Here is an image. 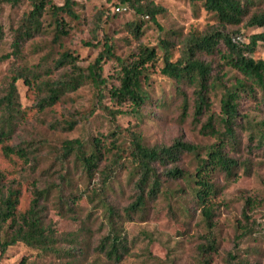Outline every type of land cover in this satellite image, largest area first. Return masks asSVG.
Instances as JSON below:
<instances>
[{
  "label": "rangeland",
  "instance_id": "1",
  "mask_svg": "<svg viewBox=\"0 0 264 264\" xmlns=\"http://www.w3.org/2000/svg\"><path fill=\"white\" fill-rule=\"evenodd\" d=\"M49 1L61 6L65 0ZM74 1L72 10L76 18L61 14L69 26L67 36L59 41L53 39L54 24L48 8L40 19L39 31L24 39L15 55L12 53L14 31L31 10V0H19L17 4L0 0L3 35L0 57L10 55L0 61V98L16 72H24L32 79V84L39 85L29 87L23 79L17 80L14 110L6 112L0 107V127L8 130L5 144L19 147L27 154L24 163L14 156L7 159L0 151V176L4 182L13 180L20 186V211L33 199V186L44 190L40 217L44 226L54 229L53 243L48 248L40 250L18 242L0 254V264H264V146H256V141L249 138L251 125L264 132L261 125L264 105L254 100L246 99L241 103V113L247 115L249 124H243L238 132L239 145L229 152L238 162L234 177L226 178L223 173H217L213 178L217 189L212 200L216 209L215 252L202 250V246L206 247V229L183 178L164 180L160 194L147 203L144 213L127 217L123 211L134 197L133 166L127 156L132 135H139L142 143L149 147L169 145L178 137L203 149L215 142L214 137L200 133L206 115L199 120L194 118V85L161 74L164 65L161 41H169L172 61H175L181 49L180 40L189 33L214 29L213 17L189 0H148L159 9L156 24L148 17L135 14L131 7L115 12L113 7L118 0ZM258 7L264 9V0ZM133 22L141 23L138 39L127 26ZM222 30L228 35L238 33L240 36L235 37L248 43L250 35L263 29L241 25ZM106 37L113 44L115 56L122 60L136 57L140 47L156 51L157 60L148 69L147 81L143 83L147 98L140 111L134 114L123 107L122 111L126 112L116 116L106 111L116 108L108 94L116 84L119 69L114 59L105 60L102 65L105 84L100 90L86 77L75 87L65 86L54 105L40 109L36 104L47 92L43 82H63L70 72L69 67L55 65L58 55L63 51L71 53L76 57L80 72L86 76ZM219 50L226 52L222 42ZM252 56L264 59V43L257 44ZM201 58L212 64V75H218L217 79L226 87L239 77L224 64L219 54L201 55ZM221 92L222 87L216 85L209 95L213 115L219 113ZM182 94L189 104L184 117L181 116ZM112 134L117 138V147L112 151L120 156V162L103 190L114 210V234L125 246L118 263L106 259L98 247L102 238L111 233L104 204L99 197H90L92 187L100 189L101 175L89 181L75 156L64 157L62 151L65 140L78 139L88 151L93 139L107 144ZM107 163L108 160H103L101 168ZM179 167L192 173L196 162L191 155L183 154ZM60 183L66 198L74 204H59L57 186Z\"/></svg>",
  "mask_w": 264,
  "mask_h": 264
},
{
  "label": "trees",
  "instance_id": "2",
  "mask_svg": "<svg viewBox=\"0 0 264 264\" xmlns=\"http://www.w3.org/2000/svg\"><path fill=\"white\" fill-rule=\"evenodd\" d=\"M262 0H189L190 3L199 5L207 14L211 15L216 22V27L205 33H189L180 40L181 49L179 57L172 61L170 53L171 45L169 41L162 40L164 55L162 57L163 67L161 74L177 82L186 81L194 85V118L206 115L205 122L201 125L200 133L210 135L215 138V142L207 149L183 141L181 137L174 139L169 145L146 146L142 143L139 135L131 136L128 157L133 166L135 182L133 185V200L124 208V215L127 217L144 213L148 202L153 201L161 192L164 180L185 179L187 190L189 191L194 204L199 208L201 221L206 229V247L203 251L215 252L216 244L213 236L215 228V203L212 201L216 196L217 189L213 182L214 175L223 173L226 178L234 177L238 162L229 156L230 149L239 145L238 132L243 128V124H249V118L241 113V103L243 100L251 99L260 105H264V59H254L256 46L259 42L264 43V9L259 8ZM11 4H17L19 0H7ZM118 4L127 5L132 8L135 14L148 17L156 24V15L159 9L154 7L148 0H118ZM74 0H65L63 5L55 6L49 0H31V10L20 20V24L14 31L13 54L17 55L21 43L24 39L36 34L40 27V19L49 10L53 18L54 36L53 39L59 41L68 35V24L61 16L66 14L70 18H76L72 7ZM113 7V9H114ZM244 25L248 28H262L259 33L250 35L248 43H233L232 38L240 36L238 33L231 35L224 34L223 28L239 27ZM133 36L138 39L141 35V23H131L127 25ZM3 37L0 27V39ZM222 42L226 52L221 53L219 44ZM219 54L224 64L234 70L239 77L234 79V83L226 87L218 75H212L213 66L211 63L203 61L201 55L212 56ZM10 55L0 57V61L9 58ZM114 59L119 65L115 81L108 91L109 99L116 106L112 111L106 109L108 113L120 115L123 107L129 108L131 113L137 114L146 101V94L143 90V83L147 81V71L157 60L156 51L153 48L140 47L136 57L129 60L117 58L114 54V47L110 39L105 38L100 53L92 65L87 69L85 76L76 65V57L68 51L60 53L55 60V65L59 67H69L70 72L65 81H44L47 92L41 96L37 106L43 109L52 106L59 98L61 90L68 86L75 87L84 78H89L92 84L98 89L105 84L102 78V65L105 60ZM23 79L29 87L39 85L32 84V79L27 74L19 71L10 77L4 95L0 98V107L6 112L14 110L16 104V82ZM216 85L222 87L220 96V106L218 115L210 112L211 90ZM188 99L182 94L181 116L186 115L188 109ZM264 126V122L261 123ZM69 129L72 128L68 127ZM249 138L256 141V146H264V132L251 125ZM112 136V137H111ZM109 143L105 144L100 139H93L90 149L86 151L78 139L65 140L62 151L64 157L74 155L75 159L82 166L87 179L90 181L97 174L101 175L100 189L92 187L90 197H99L104 204L105 211L109 217L111 233L103 237L99 244V251L108 260L118 263L122 258L125 246L118 235L114 234L116 225L113 223L114 210L104 195V187L112 179L115 166L120 162V156L113 153L116 148L117 138L113 134L109 137ZM8 139V130L5 126L0 127V151L7 158L12 156L26 163V155L21 148L6 145L4 141ZM109 146L111 147L109 149ZM118 151V150H116ZM183 154L191 155L196 162L195 170L192 173L185 172L179 167L180 157ZM107 156V157H106ZM109 156V157H108ZM103 160L108 163L101 168ZM64 177L61 178L64 181ZM59 190V204L64 205L70 201L65 195L61 183L57 186ZM102 188V189H101ZM101 192V193H98ZM33 199L28 207L20 211L21 189L15 181H6L0 176V254H4L6 249L18 242L40 250L48 248L53 243V228L44 226L40 217V201L43 198L44 190L32 187ZM101 194V196H100ZM92 195V196H91ZM75 199V197H72ZM68 200V201H67ZM74 204V202H69ZM184 210L188 211L187 206ZM245 217V214H243ZM263 223H264V216ZM204 247V248H203Z\"/></svg>",
  "mask_w": 264,
  "mask_h": 264
},
{
  "label": "built area",
  "instance_id": "3",
  "mask_svg": "<svg viewBox=\"0 0 264 264\" xmlns=\"http://www.w3.org/2000/svg\"><path fill=\"white\" fill-rule=\"evenodd\" d=\"M126 9H127L126 6L119 5V6H115L113 10H114L115 12L119 13V12H121V11H122V12L125 11ZM232 42L235 43V44H237V43L242 42V40H241L239 37H234V38H232Z\"/></svg>",
  "mask_w": 264,
  "mask_h": 264
}]
</instances>
